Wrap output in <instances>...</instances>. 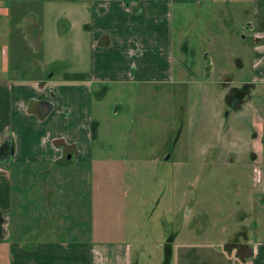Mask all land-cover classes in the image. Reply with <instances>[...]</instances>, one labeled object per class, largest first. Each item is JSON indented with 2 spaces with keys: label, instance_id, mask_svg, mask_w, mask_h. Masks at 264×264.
<instances>
[{
  "label": "rangeland",
  "instance_id": "obj_1",
  "mask_svg": "<svg viewBox=\"0 0 264 264\" xmlns=\"http://www.w3.org/2000/svg\"><path fill=\"white\" fill-rule=\"evenodd\" d=\"M253 6L251 0H199L186 13L174 12L170 83L93 85L88 121H79L93 130L92 162L58 163L54 179L40 180L45 188L55 184L50 192L36 196L38 181L30 179L21 190L12 188L8 216L16 236L44 220L51 232L41 238L101 248L115 264H249L228 244L255 215L247 129L227 104L258 95L241 84L251 77ZM63 24L45 19L30 30L43 39L40 53L32 54L45 80L72 71L68 38L52 34ZM14 25L18 21L0 20V48L6 45L9 57L19 33ZM155 64L142 75L166 71L163 62ZM101 70L115 77L111 67ZM70 96V109L81 104Z\"/></svg>",
  "mask_w": 264,
  "mask_h": 264
},
{
  "label": "crops",
  "instance_id": "obj_2",
  "mask_svg": "<svg viewBox=\"0 0 264 264\" xmlns=\"http://www.w3.org/2000/svg\"><path fill=\"white\" fill-rule=\"evenodd\" d=\"M198 2L0 0V20L18 21L14 34L19 30L10 57L6 45L0 48V264H115L104 258L101 248L44 239L51 232L44 220L34 230L16 236L12 216H8L12 188L21 190L23 180H36L37 196L55 186L52 183L45 188L40 180L54 179L52 176L59 173L55 167L61 161H69L68 166L91 163L93 130L81 127L79 121H88L92 86L111 79L126 85L170 83L174 12L186 13L189 5ZM251 4V77L241 84L250 86L251 91L258 90V95H238L230 98L227 105L239 114L247 129L246 154L255 217L251 215L252 225L232 233L228 244L239 261L264 264V0H251ZM45 19L56 26L61 21L65 23L59 31L52 28L56 40L68 38L67 60L72 71L61 79L51 80V73L45 80L40 59L32 54L39 51L43 39H36L30 30L38 29ZM12 57L19 61L12 64ZM155 61L163 62L166 71L156 77L153 70L142 75L141 69L157 67ZM80 63L84 64L83 69L77 68ZM109 67L114 69V78L101 70ZM127 67L132 68L128 75ZM70 95L80 99L81 104L75 103L70 109L69 104H74L71 100L75 101ZM21 208L20 203L15 206V210ZM121 260H125V250Z\"/></svg>",
  "mask_w": 264,
  "mask_h": 264
},
{
  "label": "trees",
  "instance_id": "obj_3",
  "mask_svg": "<svg viewBox=\"0 0 264 264\" xmlns=\"http://www.w3.org/2000/svg\"><path fill=\"white\" fill-rule=\"evenodd\" d=\"M263 139H264V137H263Z\"/></svg>",
  "mask_w": 264,
  "mask_h": 264
}]
</instances>
